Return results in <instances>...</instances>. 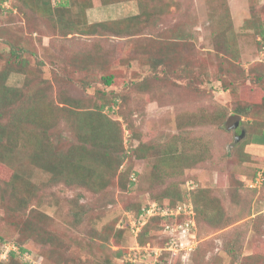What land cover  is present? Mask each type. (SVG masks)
Segmentation results:
<instances>
[{
  "label": "rangeland",
  "instance_id": "1",
  "mask_svg": "<svg viewBox=\"0 0 264 264\" xmlns=\"http://www.w3.org/2000/svg\"><path fill=\"white\" fill-rule=\"evenodd\" d=\"M81 1L68 0V8L73 6L65 14L73 20L63 32L50 27L52 13L30 7L25 16L18 1L6 0L8 7H0V70L10 64L8 85L48 96V103L29 96L28 105L53 113L48 130L65 140L78 115L67 120L63 111H53L54 102L82 117L105 102V120L129 154L114 177L108 176L103 195L53 182L27 160L33 131L44 128L38 111V120L27 127L33 129L29 144L14 150L32 167L24 177L34 184V198L23 200V182H17L12 195L0 200V236L21 242L31 250L25 257L39 264H152L150 245L142 250L129 241L127 247L124 237L107 241L101 234L123 218L133 224L138 208L175 191L193 200L205 197L196 220L199 242L178 264H264V182L250 184L254 171L264 169V134L253 133L259 125L264 129V0H152L146 19L129 31L113 27L118 35L111 29L82 34V17L74 14ZM130 5V12L117 11L118 5L110 12L96 6L98 14L90 8L88 21L137 13V3ZM108 75L109 86L102 79ZM244 106L247 113L236 110ZM240 129L244 136L235 140ZM186 133L201 140L195 142L202 149L196 163L172 166L155 154L138 158L145 145L173 136L181 146ZM16 165L0 162L1 193ZM139 229L125 233L134 238ZM144 229L152 237L147 241L157 244V225ZM127 248L133 253L123 259ZM117 250L124 253L115 257Z\"/></svg>",
  "mask_w": 264,
  "mask_h": 264
},
{
  "label": "trees",
  "instance_id": "2",
  "mask_svg": "<svg viewBox=\"0 0 264 264\" xmlns=\"http://www.w3.org/2000/svg\"><path fill=\"white\" fill-rule=\"evenodd\" d=\"M5 1L6 0H0V7H8L3 5ZM16 1L18 2L15 6L20 8L21 11L24 10L25 16L27 15V10L28 8L30 9V7L32 9L35 8L38 12L46 11L52 13V24L50 25L52 29L66 32L64 28L66 26L71 27L72 25L70 20L73 19L69 18V16L67 17L65 14L66 11L71 13V7L73 6L70 4V7L68 8V0H65L64 2L62 0H56L55 2L52 1V4L51 0H32V6L28 4V0ZM129 1L131 0H83L80 3H77L78 6L75 9L76 11L74 14L79 12L77 15L82 17L80 25L77 24L80 26V32L84 34L85 31L93 29L96 33H100L104 30L108 31L111 29L116 35H118L117 32L113 30V27L123 25H125V29L129 31V29L133 27L137 21L143 18L146 19L149 13V9L147 8L152 6L150 5L152 0H135L137 3V13L127 14L122 19L117 20L109 18L90 22L87 18V10L89 8L99 5L109 6ZM259 30V33L262 34L263 30ZM179 38L185 39L184 36H180ZM48 47L49 46H47V48ZM18 50L19 48H17V52H19ZM17 66H20L21 71L23 66H25V63L21 61L17 64ZM11 72L12 67L10 64L6 69L0 70V162L9 165L11 168L13 167V164L17 163V165L14 169L13 175H11L7 181L2 182L5 192H0V200L2 201L6 198V196L12 195V187L15 188L17 182H23V193L20 194L21 197H24L23 200L30 202L34 198V184L26 181L24 177L26 176L25 171L32 167L25 164L20 158L16 157L14 150L16 147H23L27 143L29 144V132L33 129L29 131L27 130V127L29 126L30 128V125L38 120L37 114L39 112L43 115V122L41 123V126L44 125V128L38 132L33 131L32 133L35 136L33 137V141L30 143L31 148L28 151V162L33 165L35 169L48 174L50 180L53 182L65 184L63 186L72 185L77 190L92 189L97 193L101 191V195H103L102 190L105 189V185L108 183V176L111 174V176L114 177L118 167L122 166L124 157L129 154V151L124 148L119 135L116 136V131L113 132L112 128L105 120L106 115L103 113V108H105L104 106L106 103H96L94 107L96 106L97 108L94 109L98 111L95 114L89 111L86 113V116L82 117L80 113H75L76 115H74L67 110L64 105L59 106L54 102L53 111H63L67 120H71L74 116L78 115L71 120V136L68 140H65L61 133L55 134L54 132H49L48 130L51 124L55 122L53 113L52 115L50 113L48 114L46 109L43 110V112L38 110V112L28 105V100H30L28 99L29 96L36 97L37 99L47 103L48 96H45V94L42 96L40 94V89L27 95L26 91L23 92L21 87H12L8 85L7 78ZM102 79L104 84L107 86L111 85L113 81L112 75H108ZM64 102L71 104L67 100H64ZM236 110L244 114L249 111L246 106L242 108L238 107ZM259 126L262 127V129L259 132L254 131V134H264L263 125ZM131 128L132 125L129 123L128 129L131 130ZM34 129L36 128L34 127ZM189 137L190 136L188 134L187 138L183 137L181 146L178 145V140L176 137L174 138V136L171 140H167L163 143H157L158 145L155 144V147L154 145H145V153L138 155V158L142 159L148 157L149 154H155L157 157H160V160H165V162L166 160L170 161L172 166L179 163H182L183 165L194 164L197 162V154L202 151L201 147L195 142H201V140L196 138L194 142L190 140ZM136 148H138V146ZM176 157L177 159H175ZM256 173L257 171H254L252 177H255ZM262 174L264 176V170H262ZM3 187H1V190H3ZM248 188L254 189L250 187ZM79 196H81L80 193ZM165 198L166 200H164ZM181 198L182 196L179 193H176L175 191H168L164 198L159 199L158 203H160L161 206L167 204L173 206ZM204 201L205 197L200 194H198V196H196L193 200L196 211V220L199 217V205ZM145 204H147V202ZM141 208L142 207L136 210V217L138 216ZM127 224H124L123 218L121 221V227H118L117 225L115 226V224L112 226L106 225V233L101 234V238L108 241L113 237L121 242L124 237L126 239L125 242L127 247L136 241L143 244L146 243L148 239L152 238L143 234L146 233V229L144 228L151 224H156L159 228L160 235L157 240V245L163 246L167 242L168 236L163 231L165 219L162 217L156 215L151 216L142 225L135 239L133 236L129 234L128 236L125 233L129 231L127 230ZM129 233L131 232L129 231ZM129 237H131V240H129ZM128 242L130 244H128ZM10 243H15L16 250H10L5 260L0 259V264H33L25 257V253L31 250L23 246L18 240L0 236V253L2 251V245ZM152 244L156 243L152 242ZM124 252L123 259L129 252V249L127 248V251ZM123 253H121L120 250H117L113 253V255L115 257H120ZM168 254L169 253L167 251H164L157 264H178V257L168 256ZM34 258L37 259V255H34ZM124 261L128 264L126 259H124ZM137 263L138 262L135 264Z\"/></svg>",
  "mask_w": 264,
  "mask_h": 264
},
{
  "label": "clouds",
  "instance_id": "3",
  "mask_svg": "<svg viewBox=\"0 0 264 264\" xmlns=\"http://www.w3.org/2000/svg\"><path fill=\"white\" fill-rule=\"evenodd\" d=\"M263 34L264 33H262V35ZM240 132H241V129H240ZM236 135H238V134H236ZM259 173H261V175L263 177V180L261 182V185H262V183L264 182V176L262 174V170H258L257 173H256V176L252 177L250 179H255ZM131 179L133 181V180H135V177L132 175ZM252 188H254V187H252ZM184 202H189L192 205L193 212H194L192 215L187 216V215L181 213L177 217H174V216H161V215L155 214L156 216H159V217H162V218L165 219V224H164V227H163V231H164V233L167 234L168 239H167V242L163 246L157 245V244H150L149 241H147L146 243L140 244L141 248H144L146 245H150L151 246L150 250H152V256H151L152 257V260H151L152 264H157V262L161 258V256H162L164 251H167L170 256L178 257V259H179L180 256L184 253V251H191L192 250L191 251V254H192V252L195 250L194 248L197 246L199 240H198V232H197L196 211H195V206H194L192 198L189 197V196H182V198L180 200H178L175 203V205H173V206H170L168 204L161 206L160 203H158L157 201H154V200H153V202L147 201V204H144L142 206L138 216L137 217L135 216L134 223L133 224H130V223L127 224L129 230L130 229L136 230L138 227H142V225L151 216H155V215L147 216V214L145 213L146 208L149 207L152 203H156L158 206H161V207H171V208L174 207L175 208L178 204H181V203H184ZM185 220L193 221V224L190 223L189 227H188V230L186 232H182V233L179 234V241L182 242V245L180 247V250L175 251V250H173V249H171L169 247L170 246L169 245V241H170L171 237L174 235V232H178V230L170 231V230L166 229V225L173 226L175 223L184 222ZM120 223H121V221H120ZM129 225H130V228H129ZM121 226L122 225H120L119 227H121ZM139 231H140V229L137 231V234L139 233ZM136 235H135L134 239L136 238ZM12 244L15 245V243H12ZM15 247H16V245H15ZM14 250H16V248ZM26 253H28V252H26ZM8 254H7V256H8ZM7 256H6V258H7ZM6 258H2V260H5ZM0 259H1V257H0ZM136 262H138L137 264H142L138 260H136L135 262L128 261V264H135ZM186 263H187V261H186Z\"/></svg>",
  "mask_w": 264,
  "mask_h": 264
},
{
  "label": "built area",
  "instance_id": "4",
  "mask_svg": "<svg viewBox=\"0 0 264 264\" xmlns=\"http://www.w3.org/2000/svg\"><path fill=\"white\" fill-rule=\"evenodd\" d=\"M263 180V177L261 173L257 175V177L250 183L251 185H255V183L259 182L261 183ZM253 187V186H251ZM145 213L147 216L149 215H161V216H174L177 217L179 214L183 213L187 216L192 215L193 208L192 205L189 202H184L181 204H178L175 208L171 207H161L158 206L156 203H152L149 207L146 208ZM193 224V221L190 220H185L184 222H179L175 223L173 226L171 225H166V229L172 231V230H178V232H174V235L171 237L169 241V247L175 251L180 250V247L182 245V242L179 241V234L182 232H186L188 230L189 224ZM2 251L0 253V257L6 258L7 254L9 253L10 250L15 249V245L10 243V244H3L2 245ZM143 249V248H141ZM133 253V251L129 250L127 255L130 257V255ZM135 257V255H134ZM136 259V257L134 258ZM33 264H39L37 261H31ZM132 262V261H131ZM135 262V261H134Z\"/></svg>",
  "mask_w": 264,
  "mask_h": 264
},
{
  "label": "crops",
  "instance_id": "5",
  "mask_svg": "<svg viewBox=\"0 0 264 264\" xmlns=\"http://www.w3.org/2000/svg\"><path fill=\"white\" fill-rule=\"evenodd\" d=\"M133 3H136V1L135 0H131V1H129V2H122V3H118V4H114V5H109V6H105L106 7V10H108L107 8H109L110 10H112L111 9V7L112 6H115V5H118V7L116 8V10L117 11H119V10H121V11H127V12H130L129 10H131V9H133V5H130V4H133ZM136 5V4H135ZM90 9V8H89ZM92 10L93 11H95V13L96 14H98V13H100L102 10H97L96 9V6L95 7H92ZM115 9H114V12L116 11ZM109 11V10H108ZM137 11V9L135 8V12ZM110 12V11H109ZM99 16V15H98ZM108 18H110V16L109 17H106V19H108ZM47 46H49V45H47ZM49 48H50V46H49Z\"/></svg>",
  "mask_w": 264,
  "mask_h": 264
},
{
  "label": "water",
  "instance_id": "6",
  "mask_svg": "<svg viewBox=\"0 0 264 264\" xmlns=\"http://www.w3.org/2000/svg\"><path fill=\"white\" fill-rule=\"evenodd\" d=\"M237 126H238V122L236 121V122L233 124L232 127H237ZM243 136H244V130L241 129L240 134L236 135L235 140L240 139V138L243 137Z\"/></svg>",
  "mask_w": 264,
  "mask_h": 264
}]
</instances>
